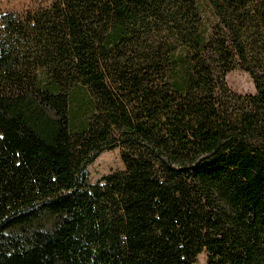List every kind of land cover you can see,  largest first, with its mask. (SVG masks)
<instances>
[{"label":"trees","instance_id":"obj_1","mask_svg":"<svg viewBox=\"0 0 264 264\" xmlns=\"http://www.w3.org/2000/svg\"><path fill=\"white\" fill-rule=\"evenodd\" d=\"M242 69L256 92H234ZM119 150L123 168L92 181ZM264 264V0H48L0 24V264Z\"/></svg>","mask_w":264,"mask_h":264},{"label":"rangeland","instance_id":"obj_2","mask_svg":"<svg viewBox=\"0 0 264 264\" xmlns=\"http://www.w3.org/2000/svg\"><path fill=\"white\" fill-rule=\"evenodd\" d=\"M48 0H0V24L1 18L7 13H24L45 5ZM230 88L239 94H254L256 92L253 78L242 69L232 71L227 75ZM123 162L119 150L105 151L89 166V176L94 182L113 171L123 168ZM196 264H208L206 253H202Z\"/></svg>","mask_w":264,"mask_h":264}]
</instances>
